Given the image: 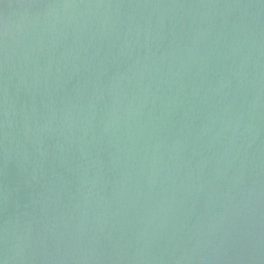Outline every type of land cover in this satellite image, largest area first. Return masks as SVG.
Segmentation results:
<instances>
[{"label": "water", "instance_id": "obj_1", "mask_svg": "<svg viewBox=\"0 0 264 264\" xmlns=\"http://www.w3.org/2000/svg\"><path fill=\"white\" fill-rule=\"evenodd\" d=\"M0 264H264V0H0Z\"/></svg>", "mask_w": 264, "mask_h": 264}]
</instances>
